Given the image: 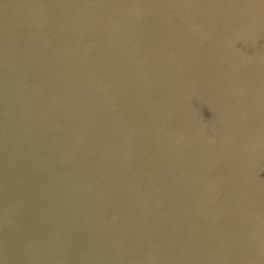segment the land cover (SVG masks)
<instances>
[{
	"label": "water",
	"instance_id": "95a60500",
	"mask_svg": "<svg viewBox=\"0 0 264 264\" xmlns=\"http://www.w3.org/2000/svg\"><path fill=\"white\" fill-rule=\"evenodd\" d=\"M0 264H264V0H0Z\"/></svg>",
	"mask_w": 264,
	"mask_h": 264
}]
</instances>
